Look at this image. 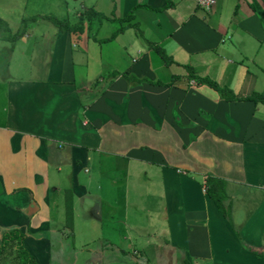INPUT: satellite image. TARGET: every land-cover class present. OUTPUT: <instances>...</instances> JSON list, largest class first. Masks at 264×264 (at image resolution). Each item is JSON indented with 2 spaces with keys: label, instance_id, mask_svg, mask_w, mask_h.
Here are the masks:
<instances>
[{
  "label": "crops",
  "instance_id": "0c3cea01",
  "mask_svg": "<svg viewBox=\"0 0 264 264\" xmlns=\"http://www.w3.org/2000/svg\"><path fill=\"white\" fill-rule=\"evenodd\" d=\"M68 1L83 7L74 21L88 9L103 18L90 15L72 33L38 20L11 44L0 38V225L29 232L26 244L64 226L68 202L74 226L77 202L88 213L80 224L93 230L85 243L110 244L103 219L126 206L128 220L141 206L152 256L264 264V106L221 100L186 78L190 66L238 98L264 96V0H217L208 11L196 0L54 4L64 13ZM129 13L138 30L105 42ZM30 17L1 16L11 33ZM207 175L225 182L226 217L205 193Z\"/></svg>",
  "mask_w": 264,
  "mask_h": 264
},
{
  "label": "rangeland",
  "instance_id": "374dc122",
  "mask_svg": "<svg viewBox=\"0 0 264 264\" xmlns=\"http://www.w3.org/2000/svg\"><path fill=\"white\" fill-rule=\"evenodd\" d=\"M54 2L55 0H23V4L27 3L23 8V4H19L18 0L0 1V18L4 16L10 18L11 22H14L15 20L18 21L20 17L34 16L42 12L51 13L50 15L56 17L59 14L57 18L60 17V19H64L72 24V22L76 21V19L75 21L73 20L76 13L83 10L81 4H72L68 1V4L64 5L65 12L63 13V9L61 10L62 5H56ZM41 25L37 27H42ZM1 101L2 96L0 95V104ZM2 121L3 118L0 116V123ZM98 184L101 186V183ZM123 188L124 186L119 184L117 191ZM104 190L106 191L107 189L104 188ZM63 199L64 192L61 193L62 202ZM108 199L111 200V204L118 201L117 196H111ZM87 204L89 205V202ZM73 205L74 202H72ZM70 206V202L66 203V211L70 210ZM58 208L62 210L63 206L57 204L55 208L51 207L49 215L54 216L56 219L59 216ZM120 208L121 204L118 206V209ZM125 209L126 206H124V211L121 214L119 213L113 220L103 219L102 233L104 238L110 241V244L106 241L101 243L94 238L85 243L86 234L90 233L93 235V230L80 224L79 221L85 222L87 220L88 213L83 211L79 204L75 202L74 226L70 222L71 219L67 211L64 226L53 229H41V234H35L30 238V241L26 244L24 243L25 248L36 264H177L172 263L170 260L165 261L162 258L163 256H152L150 253L151 247L145 246L144 242L147 238L151 241L153 239L146 235L144 231V228H148L146 226V217L148 216L144 213L143 208L141 206L137 208L136 206L134 211H130L128 220L124 218ZM101 213L102 215L106 214L105 212ZM110 213L113 214V211ZM0 229L4 230L3 233H5L17 228L13 225H0ZM23 233H27L28 235L29 232ZM98 233H100V228H98ZM129 244L132 245L131 248H129ZM103 248H106V250L101 251ZM133 250L137 254H133ZM0 264H19L15 251H5L0 256Z\"/></svg>",
  "mask_w": 264,
  "mask_h": 264
},
{
  "label": "trees",
  "instance_id": "16d2710c",
  "mask_svg": "<svg viewBox=\"0 0 264 264\" xmlns=\"http://www.w3.org/2000/svg\"><path fill=\"white\" fill-rule=\"evenodd\" d=\"M90 15L91 16L94 15L96 19L103 18V15H100L99 13L97 14L95 11L91 9L81 12L78 18L76 19V21L72 22V24H70L68 21L64 19H60L55 16H47V15L33 16L28 19H23L22 20L23 27L20 29V31H17L15 33H11L5 21L2 18H0V38L2 41L9 42L11 44L22 36L24 26L28 22H37L38 20L48 21L49 23H51V25L56 27L60 32H68V33L81 32L83 30L85 21L90 20L91 17ZM133 20H134V16L132 13L131 14L129 13L122 19H118L117 20L118 23H125V24L122 25L117 31H115L111 35V37L107 39L105 42L114 39L119 33H122L127 28H135L136 30H138L137 23H131ZM186 68L188 73L186 77L187 79H192L198 85H205L211 88L212 90L218 93L221 100L227 102L250 101L255 105L260 104L264 106V96L262 93L254 92L244 98H238L228 88L218 85L216 82L210 80L209 78H201L199 76H195L194 71L190 66ZM177 79H179V77H174L172 81L175 82ZM125 80L129 82H134L135 84L148 82L146 80L135 79L134 77H132V81L131 78H126ZM204 186H205V193L208 196V198L212 201L215 207L221 212V214L224 217H226L227 210L223 205V202L226 199L225 182L221 179H217L210 175H207L204 179ZM234 234L239 239V234L236 231H234ZM25 239H26V235L20 232L18 229H12L10 231L3 233L0 241V256L5 251L14 250L18 258L19 264H36L24 246ZM242 246L244 247V249L252 251L248 246L244 244H242Z\"/></svg>",
  "mask_w": 264,
  "mask_h": 264
},
{
  "label": "built area",
  "instance_id": "2783aa9c",
  "mask_svg": "<svg viewBox=\"0 0 264 264\" xmlns=\"http://www.w3.org/2000/svg\"><path fill=\"white\" fill-rule=\"evenodd\" d=\"M217 0H196V4L198 7L208 11L215 4Z\"/></svg>",
  "mask_w": 264,
  "mask_h": 264
}]
</instances>
